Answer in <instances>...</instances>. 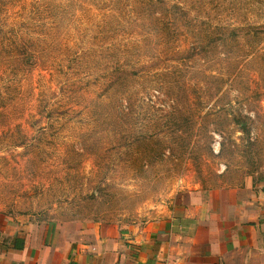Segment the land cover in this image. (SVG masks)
Masks as SVG:
<instances>
[{
    "label": "rangeland",
    "instance_id": "1",
    "mask_svg": "<svg viewBox=\"0 0 264 264\" xmlns=\"http://www.w3.org/2000/svg\"><path fill=\"white\" fill-rule=\"evenodd\" d=\"M246 201L264 0H0V214L74 238Z\"/></svg>",
    "mask_w": 264,
    "mask_h": 264
},
{
    "label": "crops",
    "instance_id": "2",
    "mask_svg": "<svg viewBox=\"0 0 264 264\" xmlns=\"http://www.w3.org/2000/svg\"><path fill=\"white\" fill-rule=\"evenodd\" d=\"M80 234L0 214V264H264V201L193 203L129 233Z\"/></svg>",
    "mask_w": 264,
    "mask_h": 264
}]
</instances>
